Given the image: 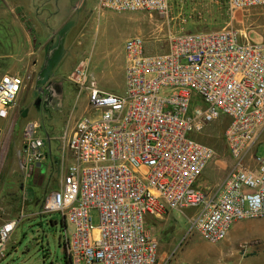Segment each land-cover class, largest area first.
<instances>
[{
  "label": "built area",
  "instance_id": "2783aa9c",
  "mask_svg": "<svg viewBox=\"0 0 264 264\" xmlns=\"http://www.w3.org/2000/svg\"><path fill=\"white\" fill-rule=\"evenodd\" d=\"M173 1L194 0L97 3L101 11L168 15ZM228 2L233 10L264 6ZM168 44V52L148 54L143 38L127 40L124 95L102 91L87 62L70 76L88 108L61 136L59 189L44 207L63 216L69 264H160L149 222L171 211H194L187 216L192 231L211 244L227 239L237 223L264 219V158L255 151L264 131V31L258 40L230 27L176 33ZM26 80L1 78V120L9 119ZM221 120L234 165L210 187L203 177L217 152L201 138ZM39 129L35 122L25 129L26 180L51 156ZM19 222L0 226V263Z\"/></svg>",
  "mask_w": 264,
  "mask_h": 264
},
{
  "label": "rangeland",
  "instance_id": "374dc122",
  "mask_svg": "<svg viewBox=\"0 0 264 264\" xmlns=\"http://www.w3.org/2000/svg\"><path fill=\"white\" fill-rule=\"evenodd\" d=\"M78 1L80 3L76 4ZM171 5L168 15L101 11L97 0H69L68 4L64 0H52L47 5L45 13L50 26L64 22L70 31L61 47L63 60L58 61L62 63L59 76L65 87L62 83L61 87L50 89L52 98L40 100V89L26 81L12 105L9 119H0V226L20 220L8 242L6 258L0 264H67L63 216L45 213L44 207L48 196L59 189L61 136L88 108L87 94L70 80L82 62L89 64L102 91L124 95L125 44L130 38H143L148 54H164L169 49L170 34L230 27L250 40H258L264 31V6L233 10L228 0H194L180 4L173 1ZM9 34L6 24L0 20V53L12 51ZM57 58L58 54L53 57ZM3 74L0 71V77ZM33 122L39 125L37 135L45 141L46 147L51 139V156L26 180L20 162L26 146L25 129ZM226 127L227 121L221 120L209 127L201 138L217 152L203 177L206 186L222 184L234 165L224 139ZM255 151L264 158V131ZM193 213L192 210H187L186 215L171 211L163 219L150 223L159 241L160 264H264V219L237 223L227 239L211 244L192 231L187 216ZM95 225H98L97 220ZM69 233H72L71 228Z\"/></svg>",
  "mask_w": 264,
  "mask_h": 264
},
{
  "label": "crops",
  "instance_id": "0c3cea01",
  "mask_svg": "<svg viewBox=\"0 0 264 264\" xmlns=\"http://www.w3.org/2000/svg\"><path fill=\"white\" fill-rule=\"evenodd\" d=\"M64 1L69 3V0ZM0 2V20L2 24H6L13 45L10 53H0V71L4 73L0 80L7 73H22L27 78L26 81L32 82L33 88L40 89L41 100L46 97L51 99L53 91L50 89L61 87L62 83V87H65L64 80L59 76L62 63L58 61L62 58L61 47L70 32L67 30V23L58 22V25L50 26L45 11L52 0ZM57 54L59 60H54L53 57ZM6 60L10 62L6 63ZM37 176L42 178L41 175Z\"/></svg>",
  "mask_w": 264,
  "mask_h": 264
},
{
  "label": "trees",
  "instance_id": "16d2710c",
  "mask_svg": "<svg viewBox=\"0 0 264 264\" xmlns=\"http://www.w3.org/2000/svg\"><path fill=\"white\" fill-rule=\"evenodd\" d=\"M152 221H154V220H151V221L149 222V226H150V223H151ZM67 264H69V261H67Z\"/></svg>",
  "mask_w": 264,
  "mask_h": 264
},
{
  "label": "water",
  "instance_id": "95a60500",
  "mask_svg": "<svg viewBox=\"0 0 264 264\" xmlns=\"http://www.w3.org/2000/svg\"><path fill=\"white\" fill-rule=\"evenodd\" d=\"M41 100V99H40ZM40 165H38V167H39Z\"/></svg>",
  "mask_w": 264,
  "mask_h": 264
}]
</instances>
